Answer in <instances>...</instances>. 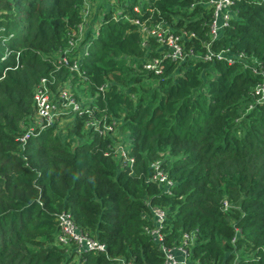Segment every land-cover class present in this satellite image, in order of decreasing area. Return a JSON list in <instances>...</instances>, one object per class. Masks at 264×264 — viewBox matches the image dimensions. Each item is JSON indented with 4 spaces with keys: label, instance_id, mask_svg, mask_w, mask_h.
I'll list each match as a JSON object with an SVG mask.
<instances>
[{
    "label": "trees",
    "instance_id": "16d2710c",
    "mask_svg": "<svg viewBox=\"0 0 264 264\" xmlns=\"http://www.w3.org/2000/svg\"><path fill=\"white\" fill-rule=\"evenodd\" d=\"M83 4L0 0V264H164L145 230L154 205L166 208L165 242L192 233L201 264H264V101L253 70L264 68V0H235L213 41L244 52L246 61L231 64L202 57L212 14L202 0L94 8L80 48L70 41ZM154 27L180 36L183 58L165 56L146 31ZM153 55L156 71L143 66ZM42 77L55 95L67 86L77 100L87 93V111L68 112L64 136L67 115L22 142ZM117 130L126 163L115 153ZM155 162L173 180L169 191L152 177ZM62 210L105 249L60 243Z\"/></svg>",
    "mask_w": 264,
    "mask_h": 264
},
{
    "label": "built area",
    "instance_id": "2783aa9c",
    "mask_svg": "<svg viewBox=\"0 0 264 264\" xmlns=\"http://www.w3.org/2000/svg\"><path fill=\"white\" fill-rule=\"evenodd\" d=\"M203 3L211 7L212 14L209 22L208 29V39L204 42L206 50L203 54V58L206 60H224L231 64L235 60H245L246 57L244 52L232 50L230 47H212L214 40L220 37L223 29L229 23L230 19L234 15L235 9L233 8V3L235 0H202ZM88 4L87 0H84L82 7L83 20L85 17V6ZM82 24H78V30L71 34L72 39L70 43L75 45L78 39L81 37ZM145 29V27H143ZM159 30V31H158ZM148 34H152L158 42L164 43L167 47L165 56H169L172 59H181L184 54L182 51V44L179 41V35H175L173 32H168V30H162L154 28H146ZM161 31V33H160ZM77 35V37H75ZM143 43L146 40V36L142 35ZM87 52V48L84 53ZM62 55V58L68 63L67 59ZM78 59L75 58L72 66L78 65ZM160 64V57L153 55L150 59H147L143 66L146 68H152L155 71L158 70ZM71 66V68H73ZM254 71H259L261 73V80L255 86V93L258 95L257 99L264 101V68L257 66L253 68ZM46 78L42 77L38 84L35 85L33 92V99L36 106V113L34 116L33 123L28 126L27 130L21 135L20 139L24 142L27 137L35 133L37 127L43 128L51 125L55 120H57L61 115L66 112H77L82 113L84 110L82 104L73 96V92L69 91L68 86L62 87L57 95L53 94L47 86ZM102 89V87H100ZM89 125L97 124L95 121H90ZM114 123V122H113ZM88 124V123H87ZM113 124L107 126L108 129L112 128ZM124 154V163L126 160H131V157L125 155L124 149H122ZM160 162V161H159ZM159 162L153 163L154 174L152 175L166 191H169L170 186L173 184V180L168 177L167 173L160 166ZM151 207V224L145 226V230L152 239L158 244V248L162 251L164 255V264H201L197 259L191 256V243L194 239V235L190 232H183L179 242L175 244H167L164 240V232L162 230L163 223L166 218V208L160 205H154ZM56 238L62 244H69L71 242L76 244L77 250L81 251L83 249H105L104 242H100L96 238L88 234L87 231L83 230L77 225V223L72 218V215L67 210H62L57 216V233ZM123 262V259H122Z\"/></svg>",
    "mask_w": 264,
    "mask_h": 264
},
{
    "label": "rangeland",
    "instance_id": "374dc122",
    "mask_svg": "<svg viewBox=\"0 0 264 264\" xmlns=\"http://www.w3.org/2000/svg\"><path fill=\"white\" fill-rule=\"evenodd\" d=\"M88 1V4L84 7L85 10L87 11L85 13V17H84V24L82 26V33H81V37L78 39L77 43L74 45L75 47L76 46H80L81 48V44L79 41L82 40L83 36H84V32L85 30L89 29L91 27V25L88 26V23H91L93 19L91 18H88V15L90 14V10H93L94 8H96V10L100 11L101 14H103V12L105 10H109L111 8H114L113 9V13H116L118 11V9L116 7H113V2L116 1V0H94L95 2H92L91 0H87ZM84 13V12H83ZM95 16L94 12L92 13V16ZM93 16V17H94ZM97 21V20H96ZM94 24H95V20H94ZM159 31V30H158ZM161 33V31H160ZM85 50V48L83 49ZM82 54L81 53H78L77 56H81ZM149 69H152V68H149ZM69 88V87H68ZM69 91L70 88H69ZM79 92H77V96H80V99L81 100H78L81 104L83 102H86L87 99H88V94L84 92L85 96L81 94L80 92V89L78 90ZM72 92V91H71ZM73 96H75L73 94ZM63 115H67L66 117H61L59 119V125H58V129H59V134L61 136H64L66 131H65V125H67L66 123L69 122L70 120H73V115H71V113L69 114L68 112L64 113ZM25 126V124H24ZM117 141H116V150H115V153L117 155V158L120 156L121 158L124 157V154L122 153V149L124 148V145H125V141H126V133L125 132H118L117 130ZM81 140L80 138H78V141ZM83 140V139H82Z\"/></svg>",
    "mask_w": 264,
    "mask_h": 264
}]
</instances>
